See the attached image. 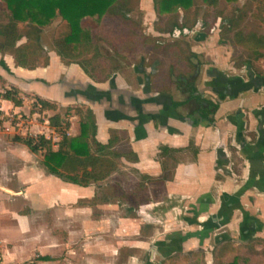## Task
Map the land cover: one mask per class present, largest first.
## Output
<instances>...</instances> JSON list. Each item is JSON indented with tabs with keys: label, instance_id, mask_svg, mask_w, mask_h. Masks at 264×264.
Segmentation results:
<instances>
[{
	"label": "crops",
	"instance_id": "0c3cea01",
	"mask_svg": "<svg viewBox=\"0 0 264 264\" xmlns=\"http://www.w3.org/2000/svg\"><path fill=\"white\" fill-rule=\"evenodd\" d=\"M145 2L154 18V0ZM222 23L218 17L209 24L217 37ZM192 36L208 42L206 33ZM125 40L134 39L119 42ZM27 41L23 36L17 46ZM42 48L48 62L34 67L19 66L12 49L0 51V264H264V91L223 101L215 125L180 116L168 94L144 105L160 119L142 120L128 108L70 95L79 84L111 90L110 80L95 82L56 47L47 52L42 42ZM135 80L118 73V94L127 98L133 90L144 98ZM12 89L22 104L5 98ZM38 98L56 109H44ZM59 104L93 109L94 138L106 148L98 151L91 133L89 147L116 163L110 176L70 182L49 171L44 150L26 144L42 135L58 150L64 134L54 116L70 124L66 135H81L86 115L77 109L61 117Z\"/></svg>",
	"mask_w": 264,
	"mask_h": 264
},
{
	"label": "trees",
	"instance_id": "16d2710c",
	"mask_svg": "<svg viewBox=\"0 0 264 264\" xmlns=\"http://www.w3.org/2000/svg\"><path fill=\"white\" fill-rule=\"evenodd\" d=\"M201 1L205 2L208 7L217 9L220 0H154V6L157 12L169 14L168 20L172 26L185 27L188 26L187 20L190 17L191 7ZM256 1L257 10L252 13V16L264 21V0ZM2 2L6 10L0 12V51L14 50L19 66L34 67L37 65L42 56L43 27L60 17L66 27L54 42L60 57L71 59L85 70H91L92 73L100 74L101 72L104 79L108 78L110 73L107 72L106 65L101 61L98 62L97 59L100 49L95 44L99 39L95 41L94 37L97 34L93 35L89 26L92 25L96 30L102 26L104 18L110 19L122 15L121 11L129 4V0H2ZM180 8L185 10L183 23H179L178 10ZM126 15L124 13L122 16ZM246 15L242 9L236 8L229 16H224L223 12H218L215 16L206 15L204 21L210 24L211 21L222 17V27L228 30L234 42L251 53L253 52L255 57H260L262 56L260 49H264V35L255 31L246 32L240 27ZM196 20L197 17L194 18V21ZM20 22H26L23 30L19 26ZM172 26L170 31H172ZM23 36H26L28 41L17 46ZM93 49L96 54L93 53L90 58H85L86 52L89 53ZM2 64L5 65L4 61ZM17 95L18 90L16 89L7 90L4 93L5 98L20 105L22 99ZM38 101L44 109H56L57 107L41 98H38ZM86 119L87 121L81 125V135L78 138H71L64 133L65 128L70 124L63 125L59 116L52 117V124L64 134L58 150H54L51 142L42 135L36 139L33 137L24 139L33 151L44 150V163L51 173L82 185H87L91 181L103 180L117 168L116 163L90 150L88 137L90 133L93 138L95 137L97 125L91 113L86 114ZM94 141L98 151L106 148L95 138ZM166 149L163 148L162 153H165ZM164 168H167L166 163H164Z\"/></svg>",
	"mask_w": 264,
	"mask_h": 264
},
{
	"label": "flooded vegetation",
	"instance_id": "af4514ba",
	"mask_svg": "<svg viewBox=\"0 0 264 264\" xmlns=\"http://www.w3.org/2000/svg\"><path fill=\"white\" fill-rule=\"evenodd\" d=\"M183 21L180 20L179 23H183ZM187 23L188 26L185 27L172 26L165 16L164 18L162 17L160 22L156 23V27L153 25L150 28L151 35L149 36L151 38L148 40L153 42L147 44V46H151L149 49L151 55L155 56L156 54V56L150 65L147 63L149 59L142 57L139 63L141 66L137 67L138 69H134L135 81L138 87L141 84V92L144 98L135 95L133 90H131L132 93L127 98L122 93L118 94L115 76L118 73L121 74L122 61L119 57L115 60L112 55H109L113 60L112 64L101 61L106 65L107 72L110 73L107 79L110 80L112 91L99 89L92 84L85 87L79 84V87H82L78 89L75 86V88L71 89L70 95L76 97V95L81 94L91 101H106L107 103L118 105L121 109L128 108L136 112L139 119L148 120L152 117L159 118L161 114L159 112H147L144 105L149 102L157 103L159 97H164L168 94V97L172 98V105L180 116L185 114L187 117L198 119V121H206L208 125H215L223 101L226 99H238L241 95H246L250 91H264L263 53L262 56L255 57L253 52L251 53L240 46L246 51V54L244 62L241 66H237L232 58L231 40L228 37H217L215 25L210 27L204 20L201 21L199 17H197L196 21L189 17ZM171 26L172 31H170ZM197 28L206 30L207 43H203L204 39L201 38L194 40L191 34ZM185 29H188V32ZM224 30L229 34L225 28H222L219 33L222 34ZM181 36H188L187 40H170L171 37L181 38ZM145 40L147 43L148 40ZM158 49L163 52H156ZM256 61H261L262 63H259L255 68L254 62ZM98 62H100L99 59ZM212 65L224 69H219L218 71L216 70L217 67ZM90 69L92 68L90 67ZM84 72L95 82H103L104 80L101 72L100 74L97 72L92 73L91 70L87 71L85 69ZM140 75L142 78L139 77ZM70 84L74 85L72 82ZM76 84L78 85V83ZM114 91H116V95L113 94ZM155 93H157V96H155ZM163 102L166 111L169 112L170 109H173L172 105L170 104L169 106V102L164 98ZM180 107H184L185 112L181 111ZM85 108L87 114L91 113L95 117L92 108L86 106ZM241 113L240 109L235 111L234 115ZM229 117L232 118L233 115H229Z\"/></svg>",
	"mask_w": 264,
	"mask_h": 264
},
{
	"label": "rangeland",
	"instance_id": "374dc122",
	"mask_svg": "<svg viewBox=\"0 0 264 264\" xmlns=\"http://www.w3.org/2000/svg\"><path fill=\"white\" fill-rule=\"evenodd\" d=\"M145 1L146 0H129V4L121 11V14L123 15L124 13H126L127 14L126 16L124 17L122 15L115 16L112 19L104 18L103 19L104 22L102 26L95 30V33L97 32L99 39L95 44L96 46H99L100 49V54L98 55V59L100 61H105L108 64H112L113 60L111 57H109V55H112V57L114 56L113 58H115V60H117V58L119 57L122 61L120 72L127 75V77L135 76L134 69L141 66L139 63L142 57H147L149 59L147 61L148 65H150L151 62L154 60L156 54L155 56L153 54L151 55V53L149 52L151 46H147V44L153 42L148 40L151 38V36H149L151 35L150 28L153 27V25L154 27H156V23L158 21L160 22L162 16L168 15V13L166 12H157L154 18L149 16V14H147L146 12V9L142 7L143 3H146ZM256 5H257L256 0H238L236 2H229L228 0H220L218 4V8L214 9L208 7L205 2L201 1L199 2V4L193 5L189 13H190V19L193 20L194 18L199 17V19L203 21L205 20L206 15L215 16L216 14H218V12H223L224 16H229L234 12L236 8L241 7L242 11L246 12L247 15L244 17L243 21L241 22L240 27L246 32L249 31L264 32V21H261L252 16V13L257 10ZM178 11L181 17L185 13V10L183 8H180ZM213 21H211L210 23H212ZM219 21L220 20H217V23ZM89 28H90V32H93L94 27H92L91 25L89 26ZM208 28L207 30H209ZM43 29L44 30L42 34V42L47 52H50L53 49H55V43H54L55 39L59 36L61 32L65 31L66 27H64L63 20L60 17H58L52 20L47 25H45ZM205 31L206 30H203L202 28H197L195 32L192 33L191 35L197 33H206ZM221 35L222 37L224 38L228 37V39L231 40V34H228L225 30L224 32L222 31ZM187 37L188 36L185 37L181 36V38L171 37L170 40H184V39L187 40L186 39ZM127 38H132L134 40L131 43H128L127 42L128 40L123 41V43H121V41L119 42V40L127 39ZM145 39L148 40L147 43ZM231 43H232L231 49L233 53L232 58L237 66H241V64L245 60L246 51L243 48H240L234 42L233 39L231 40ZM156 52H163V51L161 49H158L156 50ZM93 53L96 54V51H94V49L89 53L86 52L84 57L90 58L93 55ZM47 57H48L47 54L41 56L40 61L38 63L46 64V62H48ZM65 61L67 62L69 60H65ZM259 63L261 64L262 62L261 61L254 62L255 64L254 67L256 68ZM31 99L32 97L28 98L29 101ZM33 105L34 104H31V107H34L35 110H37L36 109L37 105L34 106ZM77 109H80L79 112L83 111L82 113L86 115L87 110L85 106H83L82 108L80 107L77 108V106L67 107L65 105L59 104L58 109L55 112L59 113L61 117H69L70 115L76 113ZM44 112H45L44 110L40 111L42 121H43ZM52 112L54 113V111H51V113ZM46 115H48V113ZM42 162H43V157H42Z\"/></svg>",
	"mask_w": 264,
	"mask_h": 264
}]
</instances>
